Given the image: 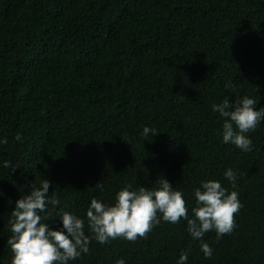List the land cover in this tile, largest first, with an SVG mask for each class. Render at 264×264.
I'll use <instances>...</instances> for the list:
<instances>
[{"label":"trees","instance_id":"trees-1","mask_svg":"<svg viewBox=\"0 0 264 264\" xmlns=\"http://www.w3.org/2000/svg\"><path fill=\"white\" fill-rule=\"evenodd\" d=\"M245 95L264 107V0H0V264L11 261L15 201L42 179L59 200L42 217L85 218L92 198L112 204L160 175L191 217L201 181L233 190L229 167L242 207L231 233H205L211 258L181 218L135 241L92 240L70 264H176L185 250L187 264H264V121L245 152L222 141L211 109ZM144 125L158 133L144 140Z\"/></svg>","mask_w":264,"mask_h":264},{"label":"clouds","instance_id":"clouds-1","mask_svg":"<svg viewBox=\"0 0 264 264\" xmlns=\"http://www.w3.org/2000/svg\"><path fill=\"white\" fill-rule=\"evenodd\" d=\"M231 86L230 81L225 85ZM257 102L245 95L236 103L223 99L211 105L212 111L223 119L220 135L224 143H231L245 152L252 150L253 142L247 133L264 121V107H256ZM157 133L155 128L144 125L140 135L148 140L150 134L152 138ZM14 140L22 141V136L17 133ZM7 143L6 137L0 138V145ZM10 164L11 161H3L6 168ZM222 175L233 190L229 191L216 179L201 181L194 189L195 207L191 208V217L184 194L163 175L155 180L154 187L126 185L115 193L112 204L92 198L85 218L65 209L56 210L55 216L47 214L42 217L49 204L59 205L54 193L49 196L52 182L48 178L42 179L38 187L33 185L28 194L15 201L10 212L12 235L6 241L12 252L10 264H70L82 254L89 253L92 240L100 244L118 237L135 241L138 237H146L161 220L178 223L181 218L187 221V231L192 239L199 240L200 251L206 258H211L213 249L204 241L205 233L214 230L217 238L231 233L235 227L234 214L242 207L239 193L234 190L236 171L229 167ZM96 186L103 191L100 181ZM52 217L59 218L60 227L49 225L47 221ZM188 255V250L182 251L176 264H187ZM114 264H126V260L121 257Z\"/></svg>","mask_w":264,"mask_h":264}]
</instances>
